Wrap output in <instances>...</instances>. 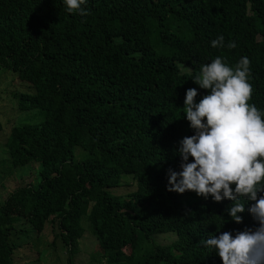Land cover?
<instances>
[{"label":"trees","instance_id":"16d2710c","mask_svg":"<svg viewBox=\"0 0 264 264\" xmlns=\"http://www.w3.org/2000/svg\"><path fill=\"white\" fill-rule=\"evenodd\" d=\"M82 7L87 16L69 13L65 0H0V69L26 85L16 107L32 113L10 127L5 150L11 167L38 163L34 180L0 200V264H14L30 231L45 228L67 264L84 230L106 263L222 264L200 241L256 226L250 204L237 224L228 199L168 191V170H181L179 142L194 134L186 90L197 89V102L207 94L192 80L202 65L221 56L234 67L247 56L249 103L264 110V0ZM220 35L237 47L213 48ZM121 185L132 187L109 191Z\"/></svg>","mask_w":264,"mask_h":264},{"label":"clouds","instance_id":"9594fccd","mask_svg":"<svg viewBox=\"0 0 264 264\" xmlns=\"http://www.w3.org/2000/svg\"><path fill=\"white\" fill-rule=\"evenodd\" d=\"M65 4L69 13L89 14L82 7L86 0H65ZM211 46L237 47L235 41L225 43L223 35L212 40ZM250 65L247 56L234 67L217 56L201 66L192 80L207 94L197 102V89L186 90L183 113L194 134L179 142L181 170H168V191H192L204 199L211 196L214 202L228 199L232 204L226 212L237 224L243 223L239 214L245 212L246 202L250 204L247 211L256 226L200 241L222 264H264V110L249 103L253 95Z\"/></svg>","mask_w":264,"mask_h":264},{"label":"rangeland","instance_id":"374dc122","mask_svg":"<svg viewBox=\"0 0 264 264\" xmlns=\"http://www.w3.org/2000/svg\"><path fill=\"white\" fill-rule=\"evenodd\" d=\"M25 89L26 85L13 72L0 69V200L6 199L12 189L25 187L34 180L36 175L38 163L35 161L23 166L11 167L4 144L7 133L13 124L32 119L31 112L19 111L16 107L15 94ZM130 187L132 186L121 185L116 188L112 187L109 191L123 194ZM12 204L13 206L9 205V207H14V211L18 210L17 206ZM83 221L85 219H81V224ZM23 225V222L19 224V226ZM26 227L28 228V226ZM160 235L154 234L153 237L157 238ZM52 239L48 228L40 233L30 231V241L27 238L25 243L14 251V264H67L64 245L59 239H54L53 242ZM98 250L94 236L84 230L78 240V251L73 261L75 264H113L106 263Z\"/></svg>","mask_w":264,"mask_h":264}]
</instances>
